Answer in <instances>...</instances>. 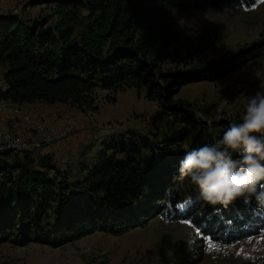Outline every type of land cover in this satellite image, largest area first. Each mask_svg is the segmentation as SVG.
<instances>
[{
  "label": "trees",
  "instance_id": "obj_1",
  "mask_svg": "<svg viewBox=\"0 0 264 264\" xmlns=\"http://www.w3.org/2000/svg\"><path fill=\"white\" fill-rule=\"evenodd\" d=\"M45 1L55 16L50 24L44 18L27 23L0 15L1 99L16 105L60 102L95 111L97 87L106 91L108 102L118 90L142 88L158 107L150 118L153 134L159 131L161 119H156L164 114L176 125L164 129L155 148L134 139L126 144L112 141L94 166L80 163L72 175L45 155L34 162L29 150L0 152V243L57 247L94 231L120 234L151 216L186 220L205 237L222 243L260 232L264 208L254 198H238L227 206L207 204L178 172L186 151L212 143L241 118L208 124L188 104L172 99L183 84L211 81L237 68L253 57L256 45L200 59L213 34L175 22L170 10L247 6L254 0ZM176 42L182 45L185 64L162 70ZM146 147L142 159L141 148ZM153 148L164 157H157ZM237 209L243 213L241 219ZM229 219L232 225H226ZM197 247L194 264L201 260L200 243Z\"/></svg>",
  "mask_w": 264,
  "mask_h": 264
},
{
  "label": "rangeland",
  "instance_id": "obj_2",
  "mask_svg": "<svg viewBox=\"0 0 264 264\" xmlns=\"http://www.w3.org/2000/svg\"><path fill=\"white\" fill-rule=\"evenodd\" d=\"M0 6L6 9L15 7L17 12L13 16L27 23L44 18L46 24H50L55 19L45 0H0ZM170 14L177 23L208 29L213 34L212 43L201 53L200 59L229 55L250 43L256 45L253 57L237 68L211 81L183 84L172 97L174 102L188 104L195 116L208 124L209 121L241 118L249 97L257 91H264V0L237 7L173 8ZM184 64L182 45L176 42L169 47V56L160 67L166 70ZM1 86L0 76V89ZM105 95V90L95 89V111H80L60 102L21 103L17 106L27 120L8 110L2 111L0 128L25 140L32 148L28 156L34 162L41 156H48L56 167L72 175L80 163L94 166L103 148L112 141L126 144L134 139L155 148L163 138L164 129L176 125L170 115L164 114L156 119H161L159 131L153 134L155 129L150 126V118L158 107L155 101L145 97L142 88L139 91L134 88L118 90L110 102L104 99ZM39 123L45 127L54 124L66 130V137L55 136L48 144L31 147V142L40 139V131L35 128ZM148 147L141 148L142 159ZM159 151L155 149L153 152L163 158ZM110 152L108 148L106 153ZM198 238L201 242L197 241ZM198 242L201 260L195 264H264V227L260 232L233 243H222L205 237L186 220H167L160 216H151L143 224L120 234L94 231L57 247L37 242L23 246L2 242L0 264H83L89 261L102 264H194L192 252L197 251Z\"/></svg>",
  "mask_w": 264,
  "mask_h": 264
},
{
  "label": "clouds",
  "instance_id": "obj_3",
  "mask_svg": "<svg viewBox=\"0 0 264 264\" xmlns=\"http://www.w3.org/2000/svg\"><path fill=\"white\" fill-rule=\"evenodd\" d=\"M178 172L207 204L254 198L264 208V91L249 97L241 121L230 123L222 137L186 151Z\"/></svg>",
  "mask_w": 264,
  "mask_h": 264
},
{
  "label": "built area",
  "instance_id": "obj_4",
  "mask_svg": "<svg viewBox=\"0 0 264 264\" xmlns=\"http://www.w3.org/2000/svg\"><path fill=\"white\" fill-rule=\"evenodd\" d=\"M16 8H8L6 9L3 6H0V15L8 16L15 15ZM1 89L0 91H2ZM8 110L14 115L19 116V118L23 120H27V116L22 114L16 104H10L7 101L0 98V112ZM55 119V117H53ZM36 130L40 131V139L34 140L30 145L33 148H37L40 146V143L48 144L52 142L55 136L65 138L66 130L57 128L54 124L49 127H45L42 123H39L35 126ZM12 151L16 154H22L26 150H32V148L28 147L27 142L17 135L11 133L9 130L0 128V152L2 151Z\"/></svg>",
  "mask_w": 264,
  "mask_h": 264
},
{
  "label": "snow or ice",
  "instance_id": "obj_5",
  "mask_svg": "<svg viewBox=\"0 0 264 264\" xmlns=\"http://www.w3.org/2000/svg\"><path fill=\"white\" fill-rule=\"evenodd\" d=\"M224 210H226V209H224ZM216 211H217L218 213H221V212H222L221 209H217ZM242 217H243V213L240 212V211L237 209V219H241ZM190 223H191V222H190ZM225 223H226V225H232V224L234 223V221H232L231 219H229V220H226Z\"/></svg>",
  "mask_w": 264,
  "mask_h": 264
},
{
  "label": "crops",
  "instance_id": "obj_6",
  "mask_svg": "<svg viewBox=\"0 0 264 264\" xmlns=\"http://www.w3.org/2000/svg\"><path fill=\"white\" fill-rule=\"evenodd\" d=\"M1 76V75H0ZM1 81H2V79H1ZM2 88L1 89H4V84H3V82H2V86H1ZM0 89V90H1ZM0 120H2L3 121V118L0 116ZM7 123V122H6ZM8 125H10V123H8ZM16 127H18V125L16 124L15 125Z\"/></svg>",
  "mask_w": 264,
  "mask_h": 264
}]
</instances>
